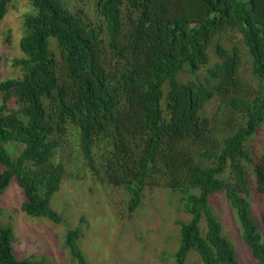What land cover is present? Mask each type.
<instances>
[{
  "label": "trees",
  "instance_id": "1",
  "mask_svg": "<svg viewBox=\"0 0 264 264\" xmlns=\"http://www.w3.org/2000/svg\"><path fill=\"white\" fill-rule=\"evenodd\" d=\"M11 1L0 0V21ZM32 4L37 13L25 17L20 41L25 57L15 61L22 76L0 82V194L16 179L23 211L62 222L51 199L66 167L53 157L67 133H78L92 170L131 193V211L147 188L181 194L191 217L176 221V264H188L191 250L204 264H242L210 204L221 191L264 264L251 202L254 190L264 192V153L255 157L250 144L264 129V0H98V22L62 0ZM12 142L23 145L15 157ZM81 235L69 229L66 246L79 264H92ZM15 240L0 219V264H32L16 256Z\"/></svg>",
  "mask_w": 264,
  "mask_h": 264
},
{
  "label": "rangeland",
  "instance_id": "2",
  "mask_svg": "<svg viewBox=\"0 0 264 264\" xmlns=\"http://www.w3.org/2000/svg\"><path fill=\"white\" fill-rule=\"evenodd\" d=\"M62 1L71 11L82 12L95 22L101 21L98 0ZM36 13L32 0H12L0 21V82L22 76L21 66L15 61L25 57L20 47L25 33L24 20L28 14ZM51 39L56 48V41ZM210 57V65H213L218 59L213 49H210ZM250 68L246 56V76H251ZM191 78L181 75V80ZM218 103V99L208 103L207 113L212 114ZM250 144L255 157L264 153V129L256 133ZM9 147L15 157L23 145L12 142ZM53 160L63 162L66 167L61 187L51 199V206L62 216V222L23 211L26 195L16 179L0 194V219L3 225L14 230L13 247L18 258H29L32 264H79L66 246V234L69 229L80 228L79 245L92 264H176L180 245V225L176 221H189L191 217L184 211L179 192L165 187L147 188L141 203L131 211V193L102 180L92 170L81 151L78 133L65 135ZM251 202L264 239V192L254 190ZM210 204L222 223L223 233L233 242L239 261L259 264L242 238L241 224L225 193H214ZM201 225L205 231V222ZM187 262L204 264L196 250L190 251Z\"/></svg>",
  "mask_w": 264,
  "mask_h": 264
},
{
  "label": "bare ground",
  "instance_id": "3",
  "mask_svg": "<svg viewBox=\"0 0 264 264\" xmlns=\"http://www.w3.org/2000/svg\"><path fill=\"white\" fill-rule=\"evenodd\" d=\"M16 3V2H15ZM34 4V3H33ZM38 8V7H37ZM76 8V7H75ZM159 12V11H158ZM93 20V19H92ZM27 27V26H26ZM50 43V42H49ZM231 57V56H230ZM255 57V56H254ZM236 58V57H235ZM240 59V58H239ZM237 60V59H236ZM255 60V59H254ZM160 62V61H159ZM167 62V61H166ZM171 63V62H170ZM193 63V62H192ZM216 63V62H215ZM253 63V62H252ZM158 64V63H157ZM257 64V63H256ZM155 65V64H154ZM148 66V65H147ZM164 66V65H163ZM187 67V66H186ZM194 67V66H193ZM152 68V67H151ZM210 68V67H209ZM207 70H209V69H207ZM169 71V70H168ZM216 71V70H215ZM228 71H231V70H228ZM213 72V71H212ZM226 73V72H225ZM216 75V74H215ZM258 75V74H257ZM162 76H163V74H162ZM243 77V76H242ZM174 78V77H173ZM258 79V78H257ZM173 80V79H172ZM217 81V80H216ZM175 82V81H174ZM182 84V83H181ZM180 84V85H181ZM217 84V83H216ZM174 87V86H173ZM260 87V86H259ZM261 88V87H260ZM170 89V88H169ZM175 89V88H174ZM172 91V90H171ZM264 91V90H263ZM262 92V91H261ZM246 93V92H245ZM264 93V92H263ZM160 94V93H159ZM195 94V93H194ZM260 94V93H259ZM191 95V94H190ZM159 96V95H158ZM188 96V95H187ZM261 97V96H260ZM189 98V97H188ZM196 99V98H195ZM162 100V99H161ZM182 100V99H181ZM258 100V99H257ZM163 101V100H162ZM175 102V101H174ZM184 103V102H183ZM164 111H166V110H164ZM165 115V114H164ZM167 115H169V114H167ZM217 169V168H216ZM237 169V168H236ZM235 170V169H234ZM187 174V173H186ZM247 174V173H246ZM188 176V175H187ZM242 176V175H241ZM197 177V176H196ZM243 180V179H242ZM263 181V180H262ZM204 183V182H203ZM225 183V182H224ZM191 184V183H190ZM207 185V184H206ZM248 185V184H247ZM195 186V185H194ZM229 187V186H228ZM213 189V188H212ZM231 191V190H230ZM202 193V192H201ZM243 193V192H242ZM186 194V193H185ZM221 194V193H220ZM235 194V193H234ZM233 194V195H234ZM244 195V194H243ZM204 197V196H203ZM228 200V199H227ZM234 202V201H233ZM185 203V202H184ZM222 203V202H221ZM204 204H206V202L204 203ZM207 205V204H206ZM205 207V206H204ZM207 218V217H206ZM241 218V217H240ZM209 219V218H208ZM212 219V218H211ZM216 221V220H215ZM209 222V221H208ZM217 222H218V220H217ZM212 223V222H211ZM216 225V224H215ZM254 226V225H253ZM215 227V226H214ZM212 228V227H211ZM202 230V229H201ZM255 230V229H254ZM257 230V229H256ZM245 232V231H244ZM254 232V231H253ZM233 243V242H232ZM258 244V243H257ZM260 245V244H259ZM263 247V246H262ZM256 248V247H255ZM257 249V248H256ZM200 256V255H199Z\"/></svg>",
  "mask_w": 264,
  "mask_h": 264
}]
</instances>
